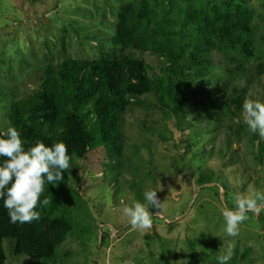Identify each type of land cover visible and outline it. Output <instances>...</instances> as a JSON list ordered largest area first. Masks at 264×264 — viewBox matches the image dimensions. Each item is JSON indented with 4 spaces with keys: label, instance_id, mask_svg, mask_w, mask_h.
<instances>
[{
    "label": "rangeland",
    "instance_id": "rangeland-1",
    "mask_svg": "<svg viewBox=\"0 0 264 264\" xmlns=\"http://www.w3.org/2000/svg\"><path fill=\"white\" fill-rule=\"evenodd\" d=\"M133 1L0 0V130L9 127L12 104L38 91L47 65L97 59L104 47L110 48L106 38L114 32L116 15ZM149 2L154 6V0ZM248 2L260 46L254 58L243 60L245 70L235 76L214 67L203 68L200 77L195 70L189 73L196 76L193 83L199 78L229 80L231 87L247 90V98L264 102V76L258 77L248 63L264 60V0ZM143 56L162 75L165 59ZM192 86L191 97L200 98L202 86ZM154 102L146 97L144 107L129 109L120 153L99 147L74 161L68 190L57 195L75 227L57 249L55 264H218L217 256L229 245L233 255L228 264H264V209L248 213L238 236L224 231L222 209H234L233 195L250 186L264 190V166L255 159L257 143L243 122V111L232 118L223 108L196 106L191 108L192 127L178 126ZM210 169L213 181L201 185L199 176ZM126 181L137 183L142 195L161 188L157 196L163 207L154 208L153 227L146 232L133 230L122 214L126 205L138 201L130 188L133 182L129 186ZM4 250L6 264H44L12 256L9 240ZM163 252L167 262L162 263Z\"/></svg>",
    "mask_w": 264,
    "mask_h": 264
},
{
    "label": "trees",
    "instance_id": "trees-1",
    "mask_svg": "<svg viewBox=\"0 0 264 264\" xmlns=\"http://www.w3.org/2000/svg\"><path fill=\"white\" fill-rule=\"evenodd\" d=\"M153 5L149 0L125 4L116 15L113 34L106 38L111 46L104 47L99 58L68 59L57 68L47 65L38 91L12 104L9 126L20 131L25 150L37 142L51 146L62 141L72 159L63 181L45 184L41 200L47 198L51 202L37 207L39 221L12 223L0 199V264L7 261L5 240L11 242L15 258L56 263L57 249L75 227L73 216L60 205L57 192L68 190L65 186L74 161L85 159L99 147L121 152L126 114L133 106L144 107L146 97H153L154 107L169 115L178 126L184 123L192 127L191 108L196 106L223 108L232 118L242 113L247 90L237 84L231 87L229 80L222 79L199 78L193 83V77H200L206 67L235 76L245 70L243 60L259 53L257 24L248 0H154ZM147 53L165 59L162 75L155 73L147 62L143 56ZM248 63L258 77L264 76V60ZM191 70L198 74L192 76ZM196 83L202 86L198 99L191 97L192 85ZM247 130L257 143L255 159L264 166V139L248 127ZM3 133L0 130V138ZM226 144L230 149L228 138ZM4 159L0 157V163ZM214 176L211 169L203 171L198 182L209 184ZM127 184H131L136 199L144 203L139 185L134 181ZM159 261L167 262L165 252Z\"/></svg>",
    "mask_w": 264,
    "mask_h": 264
},
{
    "label": "clouds",
    "instance_id": "clouds-1",
    "mask_svg": "<svg viewBox=\"0 0 264 264\" xmlns=\"http://www.w3.org/2000/svg\"><path fill=\"white\" fill-rule=\"evenodd\" d=\"M243 122L251 133H258L264 139V103L258 99L246 98L243 102ZM0 199L7 209L12 223H31L39 221L41 214L38 206H48L50 200L41 197L45 184L56 185L64 180V172L69 170L72 157L64 142H56L47 146L37 142L25 150V141L20 131L9 126L0 138ZM157 189L149 188L144 192V203L133 202L122 209L133 230L147 231L153 227V212L163 207L158 198ZM234 209L225 206L222 216L225 221L224 231L229 237L239 235L240 226L249 219L248 213H259L264 209V190L249 187L246 193L233 195ZM157 211V212H158ZM156 212V213H157ZM155 213V214H156ZM233 255L229 245L225 253L217 256L218 264H228Z\"/></svg>",
    "mask_w": 264,
    "mask_h": 264
}]
</instances>
